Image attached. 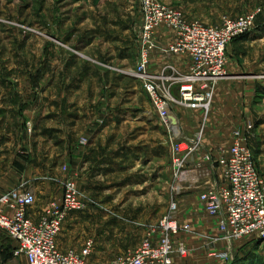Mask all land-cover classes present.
<instances>
[{
  "label": "rangeland",
  "instance_id": "1",
  "mask_svg": "<svg viewBox=\"0 0 264 264\" xmlns=\"http://www.w3.org/2000/svg\"><path fill=\"white\" fill-rule=\"evenodd\" d=\"M160 1L181 10L189 21L211 26L264 8V0ZM140 16V0H0V134L12 135L8 146L17 148L18 141L21 148L27 146L26 161L36 154L44 178L58 179L62 189L69 179L77 183L87 207L66 221L59 236L63 252H81L93 241L94 262L125 256L176 200L179 220L190 224L192 233L184 235L187 256L175 257L174 264H264V237L225 239L198 208L199 192L224 181L214 161L202 164L200 182H175L169 137L132 74ZM263 20L260 16L256 24ZM240 40L228 47L226 76L217 84L206 127L205 142L220 148L197 158L214 159L227 149V134L248 121L245 101L251 100L252 116L263 112L264 34ZM175 112L183 117L187 134L200 125L202 114L180 107ZM230 114L244 120L235 127L214 121ZM101 123L103 131L95 128ZM18 127L23 134H17ZM94 140L107 148L96 156L107 154L106 162H94L90 170L81 163L75 169L65 145L81 149ZM255 140L264 177L263 133ZM13 248L0 230V264L15 261Z\"/></svg>",
  "mask_w": 264,
  "mask_h": 264
},
{
  "label": "built area",
  "instance_id": "2",
  "mask_svg": "<svg viewBox=\"0 0 264 264\" xmlns=\"http://www.w3.org/2000/svg\"><path fill=\"white\" fill-rule=\"evenodd\" d=\"M140 9L138 59L132 74L140 81L155 117L169 137L175 182L190 184L193 178L200 182L202 164L214 161L224 181L209 184L199 192L200 210L214 221L225 239L264 237V177L250 144L254 125L248 123L236 128L230 147L223 149L217 158L209 155L197 158L200 152L207 151L206 127L217 84L226 76L228 47L257 29L256 21L264 17V8L236 19L225 18L217 26L189 21L181 10L160 0H140ZM161 29L173 31L172 44L157 42L156 35ZM158 51L187 56L191 62L189 72L177 75L151 72V60ZM174 87L178 88L177 97L173 95ZM176 107L202 114L195 131L185 132ZM36 203L35 191L24 186L0 196V230L14 244L12 256L15 259L25 257L28 264H101L91 260L95 248L93 241L81 252H63L58 246L68 218L87 207L74 180L64 183L62 196L47 204L37 222L30 216V209ZM178 213L179 203L172 200L164 217L149 227L135 249L107 264H174L175 257L185 258L188 246L184 235L192 233V227L181 222Z\"/></svg>",
  "mask_w": 264,
  "mask_h": 264
},
{
  "label": "crops",
  "instance_id": "3",
  "mask_svg": "<svg viewBox=\"0 0 264 264\" xmlns=\"http://www.w3.org/2000/svg\"><path fill=\"white\" fill-rule=\"evenodd\" d=\"M259 33L260 35L264 34V20L263 22H260L257 24V29L254 33L244 38L248 40L249 38H251L252 36H255L256 34L259 35ZM244 38H241V40L243 41ZM173 39H174L173 31H170L167 29H161L160 31H158L156 35V40L160 45H168V43H171ZM189 62L190 61H188V59L174 58L172 56L166 55L158 51L152 57L150 70L151 72L155 74H159L163 71L164 73L165 72L171 73V75L172 73L173 75L187 74L188 69H189ZM230 74H233V73H230ZM173 95H179L178 88L176 87L173 88ZM250 104H251V100L245 101L244 105L246 106L243 107V111L245 114H247L246 118L248 119V121L243 125H246L248 123H251L254 125V133L250 139V144L257 158L259 151L257 149L258 145H257V141L255 140V136L261 135L262 133L264 136V98L262 102L263 112L260 110L259 115L252 116ZM184 111L187 112V110L185 109ZM190 113L199 114V115L201 114L200 112H190ZM230 115L231 116L227 117L226 120H223V121L215 120V117L213 118H214V121L215 122L218 121V123L222 127H223V124L224 126L235 127L236 125H239L242 120H244L243 116L236 117L235 115H232V114ZM180 118L183 124V117L180 116ZM243 125H240V126H243ZM104 126L106 125H103V123H101L99 127H96L95 125V128L101 129ZM240 126H237V127H240ZM97 129H94V130H97ZM21 131L23 134V129L18 127L17 134L18 135L19 133L21 134ZM100 131H103V129H101ZM11 132L13 131L11 130ZM188 133H192V132H188ZM232 135H233V132L231 134H227V139H226L227 142L225 143L227 146V149L231 145ZM4 136L5 134L4 135L0 134V196L12 189H15L21 186H24L26 189L34 190L38 198V203L32 209H30V216L32 217L34 221L37 222L41 219L44 213V209L46 208L47 204L50 201L59 199L62 196V193H63V189L61 187L62 185L59 187L58 179L52 180L50 178H44V176L41 174V171H39L40 160L39 162L36 161L37 160L36 154L35 156L33 154L32 162L26 161L25 159L26 151L25 150L28 149L27 146L23 145V147L21 148L20 141H18L17 143V148L15 146L12 147L11 145L8 146V144H11L12 142H14V138L12 137V135L11 136L8 135V137H4ZM24 142L25 140H23V143ZM65 146H66L65 148L66 151L72 152L73 158H71L72 161L71 162L69 161V162L72 163L74 167H76L75 169H77L78 167L80 168V165H82L81 163L85 165L84 166L85 169L90 170L92 169L94 162H96L97 165H100V166H102L103 162H106L104 160L107 154H103L101 157L97 158L98 153L108 152L107 148L105 147L103 148L102 144H99L98 141L94 140V142H90L89 145H87L86 147L84 146L81 149H79L77 146L74 147L72 145H65ZM205 148L206 150L217 151L218 148L220 147L217 143L209 144L205 142ZM224 149H226V147H224ZM22 154L24 155V158ZM198 159L200 160V157H198ZM61 183L63 184V182ZM192 201L194 200L192 199ZM198 208H199V202H198ZM209 222L211 225L214 224L213 220L212 221L210 220ZM58 246L61 247L59 239H58ZM62 248L64 249V246H62ZM22 258L23 257H19L16 259L14 258L15 261L11 263L12 264H28L27 259L24 257V260H22Z\"/></svg>",
  "mask_w": 264,
  "mask_h": 264
}]
</instances>
